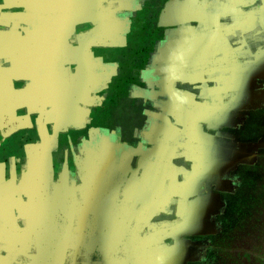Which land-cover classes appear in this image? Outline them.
I'll use <instances>...</instances> for the list:
<instances>
[{
	"label": "crops",
	"instance_id": "crops-1",
	"mask_svg": "<svg viewBox=\"0 0 264 264\" xmlns=\"http://www.w3.org/2000/svg\"><path fill=\"white\" fill-rule=\"evenodd\" d=\"M204 3L236 0H198V18L212 10ZM188 20L177 0H0V204L5 185L22 197L59 188L82 149L86 163H108L92 160L100 148L126 165L134 197L149 181L133 212L150 221L175 211L174 221L210 227L219 210L201 199L215 195L219 204L220 187L200 192L198 181H220L221 164L213 143L206 158L197 138L204 96L188 85L205 82L199 37L216 33L183 27ZM151 33L175 38L145 43Z\"/></svg>",
	"mask_w": 264,
	"mask_h": 264
},
{
	"label": "rangeland",
	"instance_id": "rangeland-1",
	"mask_svg": "<svg viewBox=\"0 0 264 264\" xmlns=\"http://www.w3.org/2000/svg\"><path fill=\"white\" fill-rule=\"evenodd\" d=\"M197 1L177 0L190 13L183 27L216 33L199 37L205 82L188 85L204 96V129L197 127V138L206 158L213 143L221 164L220 181H198L200 192L220 187L219 204L215 195L198 198L206 209L219 210L212 225L186 226L193 222L174 221L175 211L150 221L148 212H133V200L145 197L149 181L134 197L115 152L91 149L92 160L109 161L86 163L90 151L82 149L76 163L62 169L59 188L22 197L19 188L5 185L10 194L0 204V264H264V0L204 3L212 10L203 18L194 11ZM156 35L145 43L175 38ZM201 214L194 215L200 223Z\"/></svg>",
	"mask_w": 264,
	"mask_h": 264
}]
</instances>
